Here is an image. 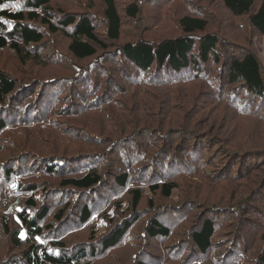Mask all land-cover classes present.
Returning <instances> with one entry per match:
<instances>
[{
    "label": "rangeland",
    "instance_id": "1",
    "mask_svg": "<svg viewBox=\"0 0 264 264\" xmlns=\"http://www.w3.org/2000/svg\"><path fill=\"white\" fill-rule=\"evenodd\" d=\"M255 1L257 9L263 0ZM117 3L123 14L124 38L160 42L182 34L179 23L182 16L205 18L208 21L207 31L217 34L220 39V63L211 59L200 70L190 73V76L172 77L164 70L157 75L140 72L126 61L121 63L119 59L107 62V67L116 79V86L106 84L108 78L105 74L92 75L91 79L96 84L84 96H70L69 92L63 90L65 94L60 99L46 103L45 107L43 105L35 112L31 117L33 121L10 128L9 135L4 134L9 136L8 139L1 140L2 145L7 147L11 135L22 133L30 141V148L21 152L10 146L12 150L7 148L0 153V170L3 173L8 172L3 165L7 166L8 162L16 158L22 160L13 162L9 167L15 171L23 168L20 173L7 178L3 186L0 184V220H8L14 231L19 229V238L22 239V246L15 247L17 245L14 242L12 244V239L10 241L1 229L0 259H8V256L16 254L19 256L30 243L50 245L54 233L46 226L49 223L53 224L51 229H57L56 240H63L78 248L88 246L90 252L91 246L110 234L124 217L135 218L134 211L129 215L132 190L140 189L144 197L137 210L139 215L120 242L104 250L99 246L95 256L88 253L86 258H94L96 264H136L138 260L147 264H216L210 254L193 255V245L187 237L200 217L197 216L199 212L216 210L213 212L217 225L215 240H218L220 247L216 246L210 252L225 251L228 258L223 257L224 263L236 264L242 257L232 261L229 258H234L232 256L236 251L244 249L243 264H256L255 250L262 244L260 238L264 232V95L253 96L246 91L242 82L227 86L222 64L230 57L253 53L258 57L264 75V33L252 25L250 15L233 14L223 0H117ZM129 4L140 7L138 17L126 15L125 9ZM52 6L54 12L58 9L93 10L99 18L103 17L105 10L104 0H53ZM99 24V33L106 37L104 24ZM49 40L51 43H46L47 46L43 44L46 55L35 53L26 62L9 48L0 50V70L24 78V82L32 77L31 80L37 84L34 86V98L40 87L37 78H72L79 72L78 67L86 68L95 64L92 59L77 60L75 63L68 53L70 39L66 36L52 35ZM114 45L112 43L111 47L115 48ZM113 50L117 52L116 48ZM83 71L80 73H85ZM96 94L100 96L93 99L92 96ZM187 112L193 117L189 122L193 126L190 129L196 128L197 137L209 138L210 142L207 144L203 141L205 148L199 152L201 158L192 161L198 165L196 170L187 165L192 158L184 149L187 143H191L188 140L191 133L174 130L179 123H186ZM136 116H139V124L157 117V121L150 126L153 130L141 131L136 136L137 148L126 145L119 147L118 153L109 152L105 155L111 140L116 138L119 142L124 139V135L132 132V119ZM163 118L166 120L162 121ZM38 119L42 121L38 122ZM120 125L124 127L123 132L119 130ZM159 127L164 130L160 136L155 134V129ZM162 144H166L167 148H161ZM172 144L173 147H170ZM146 147L150 149L143 154V148ZM228 147L234 153H229ZM158 148L162 149L159 156H153V152L149 151H157ZM204 151L206 156H202ZM85 154L92 155L96 158L95 162L100 163L105 158H111L112 163H101L105 165L101 170L107 175L108 172H114V164V169L128 164V185L113 186V176H109L107 185L104 184L105 190H97L93 195L95 201H92L91 217L86 223H80L79 210H71L59 225L60 220L55 218V214L62 205H52L49 214L40 221L46 233L31 238L20 214L25 209V200L34 194L22 190L17 192L14 186L21 177L26 184L40 183V190L35 195L38 209H28V216L36 218L43 206L55 203L59 198L55 194L50 201L51 193L57 190L59 177L44 171L41 160L58 157L72 160L76 159L73 156L79 158ZM211 154L224 155L225 158H208ZM210 159L216 160V163H203ZM222 162L223 177L216 178L215 170ZM108 165L111 166L107 168ZM82 166L83 163H80L79 167ZM228 166L233 168L231 178H236H229ZM144 167L147 171L143 170ZM190 170L200 171L193 173ZM174 173L176 175L171 176ZM169 181L177 183L170 197L163 196L161 189L155 194L150 186ZM50 182L53 185L50 186ZM150 198L154 199L156 206L148 210ZM187 198L190 199L187 205L189 214H185L186 207L181 206ZM166 206L183 211L169 221L174 235L167 240L162 237L151 239L145 230L147 224L159 209ZM143 209L147 211H140ZM232 209L235 211L232 212ZM185 216L189 217L186 219ZM166 218L164 216L163 221ZM178 240L181 242L178 243ZM246 252L247 256H244Z\"/></svg>",
    "mask_w": 264,
    "mask_h": 264
},
{
    "label": "trees",
    "instance_id": "2",
    "mask_svg": "<svg viewBox=\"0 0 264 264\" xmlns=\"http://www.w3.org/2000/svg\"><path fill=\"white\" fill-rule=\"evenodd\" d=\"M52 1L53 0H0V50L9 48L11 51H14L16 56L18 55V57L21 58L20 60L26 62L31 60L35 53H39L40 56L46 55L43 50L45 48L43 44L46 45V43H51L49 37L52 35L62 34L70 39L68 53L72 56L75 63L77 60L92 59L91 61H95V64L86 68L78 67L77 70H79V72H77L76 77L74 76L72 78L61 80H47V78L42 77L37 78L38 81H40V84L38 83L40 87H38V95L35 98L34 86L37 84H34V80H31L33 79L32 77L29 78V81L24 82V78L20 79L17 75L0 70V153L3 150H7V148L11 149L10 146L21 152L29 147L30 141L24 138L22 133L11 135L7 147L5 144L2 145L3 143L1 140L8 139L9 136L6 135H9L10 128H15L24 125L25 122L33 121L31 117L35 115L36 111L43 105L45 107L46 103L60 99V97L65 94L64 91L69 92L68 95L70 96H74L75 94L84 96V94L90 92L93 88L92 86L96 84V81H93L91 76L99 74H105L108 78L106 84L108 83L111 86H116V79L113 78L110 68L107 67V62H115L119 59L121 63L126 61L127 64H130L134 69L140 72H153V74L157 75V73L164 70V72L172 77L190 76V73L200 70L201 66L208 63L211 59L220 63V58L218 57L221 52V46L219 45L220 39L217 34L207 31L208 21L205 18L192 15L182 16L179 19V23L183 29L182 34L167 37L158 42L150 39L123 37L124 19L123 14L118 9L117 0H104L105 10L102 18H99L93 10L68 11L65 9H58L57 12H54L52 9ZM223 2L225 6L237 16L250 15L252 25L257 30L264 33V0L257 9L255 8V0H223ZM139 11L140 7L137 4H129L125 9L126 15L130 18L138 17ZM98 24L99 26L104 24L106 37L103 36L101 32L99 33ZM112 43L115 44L113 47L117 49V52L113 50L115 48L111 47ZM54 58H57V56ZM53 60L57 61L55 59ZM222 65L224 67L227 86L230 87L235 83L242 82L246 91L252 93L253 96L264 95V75L260 61L256 55L247 53L244 56L230 57L228 61L224 62ZM81 70H84L83 72L85 73H80ZM99 96L100 94H96L92 96V98L94 99ZM195 111L197 112V110ZM186 115V123H179L174 127V130H186L191 133L190 135L188 134L190 136L188 140L191 143L188 144L186 142L187 144L184 146V149L188 151L187 155L189 154L188 156L192 158L187 165H190V169L193 168L196 170L198 165L192 161L201 158L199 152L205 148L203 141L207 144L210 142L209 138L197 137L196 128L190 129L193 126L189 125L193 117L190 112H187ZM165 120L164 118L162 119V121ZM37 121L39 122L42 120L38 119ZM155 121H157V117L156 119H147L146 123L139 124V116L133 118L132 122H134V127L132 128V132L128 135H124L122 137L124 139L119 142H117L118 139L116 138L111 140L106 148L105 155L109 152L118 153L119 150L126 145L137 148L138 142L136 136L140 134L141 131L144 132L147 131V129L153 130L150 126L152 123H155ZM165 125L162 126L165 128ZM119 130L123 132L124 127L120 125ZM168 130L169 127L167 132ZM163 132V128L159 127L155 129V134L159 136ZM4 134L6 135L4 136ZM129 143H131V145H129ZM171 146L173 147V144L170 145V147ZM163 147L166 149L167 145L162 144L161 148ZM147 149H150V147L143 148L142 153L146 154ZM149 151L153 152V156H159L162 149L158 148L157 151ZM228 152L234 153L231 147H228ZM202 156H206L205 151L202 153ZM170 157L175 158L172 156ZM215 157L225 158L224 155L220 157L219 154H211L208 158ZM73 158L76 159L67 160L66 158L58 157L49 158V160H45L44 158L41 160V167L44 171L51 173L52 176L59 177L58 186H56L57 190L51 193L50 201L55 194L59 195V198L55 203L50 202L49 205L43 206L36 218L28 216V209L35 210L37 208L38 202L35 199V195L40 190V183L26 184L23 182V177H21L19 182L14 186L18 189L17 192L22 190L26 193L34 194L25 200V209L22 210L20 214V218L25 224L31 238L46 233L40 221L49 214L52 205H62L55 214V218L60 220L59 225L64 221L65 216L71 210H79L81 215L80 223H86L91 217V204L92 201H95L93 195L96 194L97 190H105L104 184L107 183V178L109 176H113V183H111L113 186L126 187L128 185L130 178V172L127 170L128 164H126V166L122 165L120 167H115V169V164H112V171L114 172H108L107 175L106 172L101 170V167L105 166L103 164L106 162L112 163L113 160L111 158H105L104 161L101 162L103 164H101L100 161L95 162L96 158H93L92 155L85 154L79 158L78 156H73ZM20 160L22 159L16 158L8 162L7 166L3 165V167L8 169V172L3 173V171L0 170V184H2V186L7 178L15 173L21 172L23 168L15 171L13 168L9 167L13 162ZM205 162H208L209 165H214L216 160L210 159V161H203V163ZM80 163H83L82 167H79ZM200 164L202 163L200 162ZM21 166L23 167V164H21ZM109 166L111 165H108L107 168ZM145 168L146 167H144L143 170L147 171ZM24 169L26 170V168ZM227 169L229 178H231L233 168L228 166ZM195 170H190V172L194 173L200 171ZM223 172L222 162L215 170L216 178H222ZM174 175L176 174L174 173L171 176ZM214 181L218 180L214 179ZM51 185H53V183L50 182V186ZM150 186L155 194L161 189L163 196L170 197L173 189L177 187V183L169 181L161 185L154 183ZM6 192L9 193L8 191ZM132 192V209H130L129 215H132L131 212L134 211L135 218L132 220L128 219V217H124L120 223L113 227L110 234L97 244L91 246L90 252H88V246L78 248L75 245H68L63 240H56L57 237L55 236V232L57 229H51L53 224L49 223L46 226L50 228L49 231L54 233L51 235L50 245L46 246L42 243H30L19 256L16 254L13 257L8 256V259L7 257H5L6 259H0V264H96L97 262L93 260L94 258H86L89 256L88 253L95 256L99 246L104 250L117 245L132 226L133 221L137 219L139 215L137 210L143 201L142 197H144V195L140 189H134ZM148 201V210L153 209V207L156 206L154 204V199L150 198ZM189 201L190 199L187 198L185 202L181 204L183 208L186 207L185 214H189V212H187ZM168 207L169 206L159 209L156 215H153L149 220L145 230L151 239L162 237L167 240L173 237L174 234L171 230V223H169V221L172 220L177 213H182L183 211ZM154 209L156 210V208ZM226 210L227 207H225V212ZM140 211L145 212L147 210L143 209ZM214 211L199 212L197 216L200 217L193 224L187 237H189V240L192 242L193 246L191 247L194 249L193 255L210 254L212 260L216 264H225L223 257L228 258L225 251L219 253L210 252L216 246L220 247L218 240H215L217 225L215 224L216 217ZM233 211H235V209H232V212ZM164 216H167V218L163 221ZM188 217L189 216H185L186 219ZM245 219L247 220V218ZM1 229L4 230V234L9 237L10 241L12 239L11 243L13 244L14 242L17 245L13 246H22V239L19 238V229L14 231L8 220H0V231ZM243 240L245 241V237ZM260 240L262 244L260 243L261 246L260 244L257 246L254 255V257H256V264H264V232ZM179 242H181V240H178V243ZM182 242L187 243L186 240H182ZM244 244H246V242H244ZM243 251L244 249L240 252L236 251L232 256L234 258H229V260L232 261L240 256L242 258H240L238 262L236 261V264H243ZM245 254L244 256H247V252ZM136 264L147 263L138 260Z\"/></svg>",
    "mask_w": 264,
    "mask_h": 264
}]
</instances>
